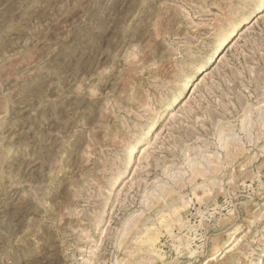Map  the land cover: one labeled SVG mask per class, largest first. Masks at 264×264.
<instances>
[{"label":"rangeland","instance_id":"obj_1","mask_svg":"<svg viewBox=\"0 0 264 264\" xmlns=\"http://www.w3.org/2000/svg\"><path fill=\"white\" fill-rule=\"evenodd\" d=\"M260 12L0 0V264H264Z\"/></svg>","mask_w":264,"mask_h":264},{"label":"bare ground","instance_id":"obj_2","mask_svg":"<svg viewBox=\"0 0 264 264\" xmlns=\"http://www.w3.org/2000/svg\"><path fill=\"white\" fill-rule=\"evenodd\" d=\"M259 14H260V15H259L260 18L264 16V14H263L262 12H260ZM252 25H253V24H252ZM252 25H251V26H252ZM251 26H249L248 28H250ZM202 80H204V79L202 78L198 83H200ZM197 85H198V84H197ZM118 179H119V178H118Z\"/></svg>","mask_w":264,"mask_h":264}]
</instances>
